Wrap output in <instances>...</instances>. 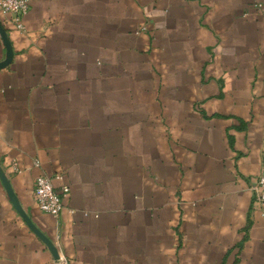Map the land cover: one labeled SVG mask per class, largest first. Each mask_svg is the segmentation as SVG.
I'll use <instances>...</instances> for the list:
<instances>
[{"label": "crops", "instance_id": "0c3cea01", "mask_svg": "<svg viewBox=\"0 0 264 264\" xmlns=\"http://www.w3.org/2000/svg\"><path fill=\"white\" fill-rule=\"evenodd\" d=\"M0 21V166L67 264H264V0H31L25 30ZM40 174L70 188L58 217ZM0 264H56L1 175Z\"/></svg>", "mask_w": 264, "mask_h": 264}, {"label": "built area", "instance_id": "2783aa9c", "mask_svg": "<svg viewBox=\"0 0 264 264\" xmlns=\"http://www.w3.org/2000/svg\"><path fill=\"white\" fill-rule=\"evenodd\" d=\"M30 5L31 0H0V11L7 16L14 28L23 31L26 29L24 18ZM257 5L262 6V4ZM2 25L4 24L2 23ZM36 164L39 165L40 161H36ZM56 177H61V175H56ZM54 178L48 174L38 175L34 182L33 197L43 212L58 217L64 209V198L69 194L70 188L68 185L56 188ZM250 189L255 199L264 206V169L252 182ZM56 264H67V258L60 253V250Z\"/></svg>", "mask_w": 264, "mask_h": 264}, {"label": "water", "instance_id": "95a60500", "mask_svg": "<svg viewBox=\"0 0 264 264\" xmlns=\"http://www.w3.org/2000/svg\"><path fill=\"white\" fill-rule=\"evenodd\" d=\"M0 34L4 40V43L6 44L7 47V51H8V56L6 58V60H4L3 62H0V67L6 66L8 63H10L14 57V50L12 47V43L11 40L8 36L7 30L6 28L2 25L1 21H0ZM0 175L1 178L5 184V187L10 195V198L14 204V206L16 207V209L18 210V212L22 215V217L24 218V220L27 222V224L44 240V242L48 245V247L50 248L53 256L55 257V259L59 258V249L57 247V245L54 243V241L52 239H50L49 237H47L37 226L36 224L33 222L32 218L30 217V215L26 212V210L23 208L16 192L14 191V188L8 178V176L6 175L5 172H3V170L1 169L0 166Z\"/></svg>", "mask_w": 264, "mask_h": 264}]
</instances>
